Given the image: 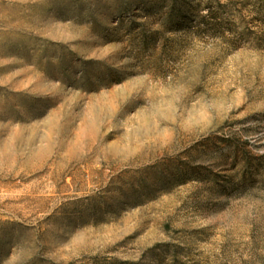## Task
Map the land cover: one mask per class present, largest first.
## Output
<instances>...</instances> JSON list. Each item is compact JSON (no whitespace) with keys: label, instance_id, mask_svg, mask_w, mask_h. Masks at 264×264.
Returning <instances> with one entry per match:
<instances>
[{"label":"rangeland","instance_id":"374dc122","mask_svg":"<svg viewBox=\"0 0 264 264\" xmlns=\"http://www.w3.org/2000/svg\"><path fill=\"white\" fill-rule=\"evenodd\" d=\"M0 264H264V0H0Z\"/></svg>","mask_w":264,"mask_h":264}]
</instances>
